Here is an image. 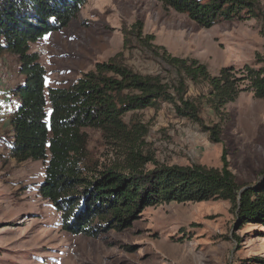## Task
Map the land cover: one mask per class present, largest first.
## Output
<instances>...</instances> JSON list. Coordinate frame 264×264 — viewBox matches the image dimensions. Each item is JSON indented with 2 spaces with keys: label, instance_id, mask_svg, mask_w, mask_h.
Returning a JSON list of instances; mask_svg holds the SVG:
<instances>
[{
  "label": "rangeland",
  "instance_id": "obj_1",
  "mask_svg": "<svg viewBox=\"0 0 264 264\" xmlns=\"http://www.w3.org/2000/svg\"><path fill=\"white\" fill-rule=\"evenodd\" d=\"M249 1L257 16L202 27L158 0H86L66 27L30 43L29 51L45 69V92L70 86L109 59L140 75L169 80L168 66L151 52L153 46L195 59L217 76L222 67L241 70L264 55V0ZM21 80L16 58L0 55V264H264V223L235 220L223 200L149 206L128 226L95 237L64 231L60 212L38 191L46 160L17 162L7 149L15 102L10 91ZM207 96L204 85L188 84L187 97L200 103L203 126H221L219 142L176 115L169 103L125 115V121L146 129L140 148L143 159L151 160L144 169L155 164L220 168L224 153L237 184H255L264 170V99L242 91L215 112ZM84 131L99 164L128 163L98 130Z\"/></svg>",
  "mask_w": 264,
  "mask_h": 264
},
{
  "label": "trees",
  "instance_id": "obj_2",
  "mask_svg": "<svg viewBox=\"0 0 264 264\" xmlns=\"http://www.w3.org/2000/svg\"><path fill=\"white\" fill-rule=\"evenodd\" d=\"M85 1L0 0V55L14 56L22 76L10 91L15 102L7 149L17 162L46 160L38 191L60 212L61 228L95 237L128 226L149 206L212 200L228 201L235 220L264 223V170L255 184L239 185L224 153L220 168L155 164L145 170L151 160L143 159L140 148L146 129L124 120L129 112L169 103L176 115L202 126L212 142H219L221 126H203L200 103L187 97L188 84L208 88L205 102L215 112L242 91L251 90L255 98L264 99V55L252 66L241 70L226 66L211 76L197 60L174 57L153 46L151 52L168 66L169 80L140 75L109 59L96 63L70 86L45 92V69L29 44L66 27ZM158 1L202 27L258 15L249 0ZM87 128L120 148L128 163L99 164L89 153Z\"/></svg>",
  "mask_w": 264,
  "mask_h": 264
},
{
  "label": "crops",
  "instance_id": "obj_3",
  "mask_svg": "<svg viewBox=\"0 0 264 264\" xmlns=\"http://www.w3.org/2000/svg\"><path fill=\"white\" fill-rule=\"evenodd\" d=\"M20 82V81H19ZM19 82H17V83H19Z\"/></svg>",
  "mask_w": 264,
  "mask_h": 264
}]
</instances>
